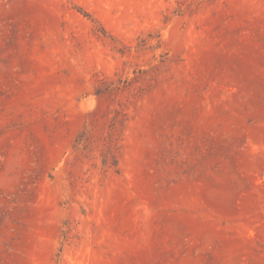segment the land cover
Instances as JSON below:
<instances>
[{
  "label": "rangeland",
  "instance_id": "1",
  "mask_svg": "<svg viewBox=\"0 0 264 264\" xmlns=\"http://www.w3.org/2000/svg\"><path fill=\"white\" fill-rule=\"evenodd\" d=\"M0 264H264V0H0Z\"/></svg>",
  "mask_w": 264,
  "mask_h": 264
}]
</instances>
